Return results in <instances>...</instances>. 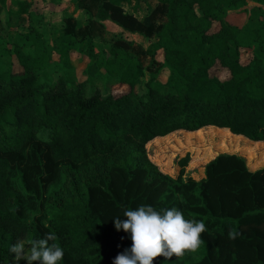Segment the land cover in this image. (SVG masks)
Segmentation results:
<instances>
[{
    "label": "trees",
    "instance_id": "trees-1",
    "mask_svg": "<svg viewBox=\"0 0 264 264\" xmlns=\"http://www.w3.org/2000/svg\"><path fill=\"white\" fill-rule=\"evenodd\" d=\"M10 1L30 17L31 3ZM72 1L85 26L67 17L52 44L31 31L0 51L21 67L0 70V264L10 263L17 239L46 232L64 249L60 264H112L131 245L113 218L141 204L176 207L206 225L200 247L168 264H264V167L251 171L241 156L223 153L196 179L187 176L191 155L161 165L149 149L204 130L264 143V17L258 27L227 22L250 3L264 8V0H158L155 7L144 0L142 19L139 8L126 9L137 0ZM106 22L150 44L121 34L93 56L86 71L92 76L77 82L72 54L86 53L87 39H104ZM215 23L220 29L212 33ZM242 50L253 55L246 65ZM216 64L229 79L210 75ZM100 77L129 92L114 97L93 88ZM229 230L238 235L229 239Z\"/></svg>",
    "mask_w": 264,
    "mask_h": 264
},
{
    "label": "rangeland",
    "instance_id": "rangeland-1",
    "mask_svg": "<svg viewBox=\"0 0 264 264\" xmlns=\"http://www.w3.org/2000/svg\"><path fill=\"white\" fill-rule=\"evenodd\" d=\"M8 1V5L6 6L0 4V51L5 48L12 49L19 36L31 33V31H38L47 42L52 44L55 37L61 33L64 26L63 21L67 17L78 19L83 26L86 24V16L76 8L72 0H54L49 3H44L42 0H16L28 1L31 3L30 7L27 8L30 17L20 14L18 12V7L13 6L10 0ZM126 7L130 12L135 10V8H139L137 16L142 19L147 13L148 4L144 0H137L135 4ZM262 17H264V8L250 3L241 10L231 12L227 17V22L231 25L241 27L249 20L254 27H258L260 18ZM105 25L108 31L104 39H87L84 46L86 53L81 55L77 53L72 54L74 71L71 77L76 79L77 82L87 81L89 77L92 76L87 75L86 71L93 62V56L102 53L103 50H107L109 46L120 37L130 38L138 45L144 46L145 48L150 44L146 38L138 34L133 36L122 34L119 28L110 22H106ZM219 29L220 25L215 23L211 32L215 33ZM252 57L251 51L242 50V64H248L252 60ZM53 59L57 62L59 57L54 55ZM158 59L162 60V56L159 55ZM0 70L19 72L21 67L18 64L16 56L0 57ZM160 73V79L164 82L168 75V71H162ZM210 75L222 81L230 78L229 72L219 64H216L212 68ZM149 78L150 76L147 75L142 80L143 85ZM91 86L110 93V95L114 97L129 92L127 86H120L118 83L107 84L106 80L101 77L93 79ZM238 138L242 140H237ZM149 149L151 150L150 154L152 159L161 165H165L167 162L175 164L180 158L185 157L186 154L191 155L193 158H191L187 176L196 179H200L204 176L203 167L210 160L216 155L223 153L241 156L246 160L248 168L251 171H256L264 167V143H256L236 135H233L232 138L227 137V135L220 130H204L196 134L177 133L167 140L155 143L153 146H150ZM250 152H252L251 155L249 154ZM175 166L172 168L171 173H175ZM14 178V184L18 188L19 179L17 177ZM30 241V239L24 241L26 247ZM9 264H12V260ZM20 264H27V262L21 260Z\"/></svg>",
    "mask_w": 264,
    "mask_h": 264
},
{
    "label": "clouds",
    "instance_id": "clouds-1",
    "mask_svg": "<svg viewBox=\"0 0 264 264\" xmlns=\"http://www.w3.org/2000/svg\"><path fill=\"white\" fill-rule=\"evenodd\" d=\"M115 229L123 231L131 240V245L118 253L112 264H153L155 258L164 257L168 264L173 256L179 258L185 252H195L203 243L201 233L206 231L202 220H190L184 217L176 207L156 210L151 205L141 204L136 208L123 211V218L114 217ZM238 235L229 230V239ZM52 232H46L39 239H33L28 246L17 239L9 246L12 264H60L64 249L56 243Z\"/></svg>",
    "mask_w": 264,
    "mask_h": 264
},
{
    "label": "crops",
    "instance_id": "crops-1",
    "mask_svg": "<svg viewBox=\"0 0 264 264\" xmlns=\"http://www.w3.org/2000/svg\"><path fill=\"white\" fill-rule=\"evenodd\" d=\"M157 2H158V0H153V3H152V7H155L156 6V4H157Z\"/></svg>",
    "mask_w": 264,
    "mask_h": 264
}]
</instances>
